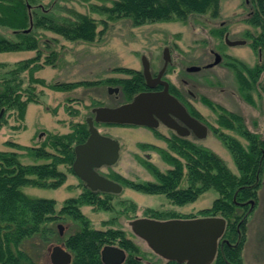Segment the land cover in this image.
Here are the masks:
<instances>
[{"label": "rangeland", "instance_id": "obj_1", "mask_svg": "<svg viewBox=\"0 0 264 264\" xmlns=\"http://www.w3.org/2000/svg\"><path fill=\"white\" fill-rule=\"evenodd\" d=\"M112 1L35 0V3H32L33 10L38 8V11L55 19L69 18L72 11L87 15L98 23L97 31L99 32L96 39L88 43L69 41L50 31L33 28L32 32L38 41L40 51L39 63L43 64L52 52L56 54L54 65L44 64L42 69L34 72L33 78L43 80L46 85L77 82L97 84L71 91H54L42 84L30 83L27 72L21 73L19 80L22 82V100L26 99L28 92L24 90L28 89L31 92L29 94H33V102L27 103L23 118L18 116L16 109L6 111L2 108L4 113L0 118L2 119L0 151L17 153L19 161L24 165L47 163L46 160L33 158L26 150L17 149L10 144H17L24 148L39 147L47 135L69 134L72 132L71 125L86 123L88 118H93L94 108L113 107L128 102L120 85L107 82L131 78V75L120 72L121 69L141 72L143 58L150 62L151 72L157 73L163 66L162 53L165 48H168L171 59V64L167 65L165 79L181 91L186 102L194 108L204 124L207 126L208 122L214 124L215 116L201 102V97L228 111L240 114L249 131L264 137V95L258 91L254 93V105H250L238 92L234 75L223 65V62L210 70L203 68L213 60L209 54L210 49H219L218 51L238 58L250 66L257 62V55L252 53L248 45L229 48L224 45L223 38H217L213 33L221 23L227 26L230 40L241 39L246 30L253 32V29L244 23L248 10L245 8L244 0H221L217 18H213L209 13L192 14L186 21L174 20L147 23L141 26H134L131 20L126 18H109L101 9L104 6L111 7ZM0 36L11 41H18L11 28L1 25ZM36 55L37 50L0 53V81L7 76H5L6 72L13 69L17 62L32 59ZM189 67H202V69L187 72L186 69ZM182 81H186L188 85L185 86ZM259 82L264 84V73ZM117 86L120 87L119 94L107 92L108 87ZM97 128L101 135L117 141L120 146L117 162L112 166L101 168L99 171L101 174L112 179L114 177L112 175L116 174L123 180L135 183L155 182L154 177L140 164L139 158L150 162L162 173L171 169L157 151L153 149L143 151L139 147V144H149L168 151L165 139L171 138L173 132L166 127L159 126L155 130H150L140 126L98 124ZM227 133L243 144L246 143L237 134ZM186 139L210 149L224 161L232 173L238 175L229 151L211 131L208 132L207 129L203 139L195 136H189ZM60 170L66 173V181L60 187L41 188L26 185L20 190L31 198L55 200V209L59 211L65 200L75 198L83 189L77 177L68 171V167L60 166ZM122 186V191L113 194L111 198L112 211H96L91 206H83L81 211L94 229H122L126 236L144 252L142 264H164L165 260L155 255L144 241L132 234L128 226L130 218L147 217L144 214L147 208L175 213L177 217L192 215L200 217L199 212L210 208L214 200L219 197L217 192L208 190L196 201L177 206L165 195L145 194L128 186ZM180 187H188L185 177ZM130 204L135 206L134 210ZM58 225L63 228L60 238H65L79 229L78 224L67 216L53 224L57 233ZM61 245L56 237L52 236L48 242L44 243L38 238L26 241L22 249L27 251L37 264H51L52 248ZM242 258L243 264H264L263 188L258 192V204L255 210L247 219L246 242L242 250Z\"/></svg>", "mask_w": 264, "mask_h": 264}, {"label": "trees", "instance_id": "obj_2", "mask_svg": "<svg viewBox=\"0 0 264 264\" xmlns=\"http://www.w3.org/2000/svg\"><path fill=\"white\" fill-rule=\"evenodd\" d=\"M33 2L35 3V0H0V25L11 28L18 39L11 41L0 36V53L37 50L36 57L17 62L13 69L6 72L5 76L8 78L6 76L0 81V110L16 109L20 118L24 116L27 103L33 102V94H29L31 92L28 89L24 90L28 94L26 99L22 100V82L19 76L23 72H27L30 83H39L54 91H71L97 84L77 82L46 85L43 80L33 78L34 72L42 69L44 64L54 65L56 59V54L52 52L43 64L39 63L40 51L32 32L33 28L50 31L69 41L88 43L93 42L99 34L98 23L87 15L72 11L69 18L55 19L38 11V8L33 10ZM220 2L221 0H113L111 7L104 6L101 10L111 19L126 18L131 20L134 26H141L147 23L186 21L192 14L209 13L216 17ZM245 22L252 26L259 25L256 16H249ZM252 47L255 49L256 44H252ZM227 66L235 72L240 95L245 101L253 104L250 91L264 67L250 68L238 61L230 62ZM119 71L131 75V78L109 80L107 83L120 85L126 101H129L145 89L144 77L137 71ZM173 90L174 87L171 91L174 92ZM201 102L219 113V127L213 128V134L229 151L238 175L232 173L224 161L210 149L173 135L165 139L168 151L149 144H139L143 151H157L162 160L171 166L170 170L162 173L150 162L139 158L140 164L154 177L155 182L135 183L123 180L116 174L112 176L117 182L135 191L165 195L177 206L196 201L208 190L217 192L219 197L214 200L212 206L199 212L200 217L220 216L226 220V228L212 264H243L242 250L248 217L247 207L242 212L239 204L257 199L254 184L259 164L254 159L259 158L261 151H264V141L259 135L249 132L239 116L228 113L204 97H201ZM191 112L200 118L194 109ZM1 121L2 119L0 125ZM71 129L69 134L47 135L36 148L10 144L17 149L26 150L33 158L46 160L47 163L44 164L24 165L19 161L17 153L0 151V264H37L32 256L22 249L23 243L34 238L44 243L52 236L72 253V264H102L100 250L112 244L130 254L126 264H139L133 256L139 254L140 250L126 239L123 231L113 228L105 231L94 229L81 211L83 206H91L96 211H112V194L92 192L83 187L78 197L65 200L60 210L56 211L55 200L31 198L20 190L26 185L41 188L60 187L66 181V173L60 170V166L68 167V171L73 173L71 166L75 157L74 146L84 143L89 132L86 123L73 124ZM223 129L235 132L245 139L248 145L244 147L236 138L224 133ZM184 177L187 179V188L180 187ZM130 205L134 210L135 206ZM144 214L159 220L196 218L194 215L177 217L175 213L148 208L144 210ZM66 216L76 222L79 229L62 239L53 224ZM166 264L182 263L169 261Z\"/></svg>", "mask_w": 264, "mask_h": 264}, {"label": "water", "instance_id": "obj_3", "mask_svg": "<svg viewBox=\"0 0 264 264\" xmlns=\"http://www.w3.org/2000/svg\"><path fill=\"white\" fill-rule=\"evenodd\" d=\"M28 30H26L27 32ZM244 42H228L230 46ZM164 66L155 79H152L149 64L143 58V76L147 87L160 84L159 92H142L133 99L118 107H98L92 110L93 118H88L89 136L82 144L74 147L75 159L72 170L91 191L103 193H119L122 187L99 175L95 169L102 166H112L119 158V143L107 136L101 135L95 123L111 125L141 126L156 128L159 123L175 131L179 136L184 128L176 120L191 129L198 139H203L207 127L189 116L186 109L174 98L168 89V83L161 81L167 65L170 62L168 49L163 52ZM219 61L216 57L214 64ZM212 64V65H214ZM208 68V65L206 66ZM199 67H189L188 72L198 71ZM117 89L108 88V93H116ZM4 109L0 110V118ZM132 233L143 240L153 253L166 261L183 264H211L215 258L217 243L225 231L226 222L221 217H200L194 219L155 220L151 218H136L128 223ZM60 234L62 226L58 225ZM68 253L61 247L51 250V264H66ZM104 264H119L124 258V252L114 246H105L101 250Z\"/></svg>", "mask_w": 264, "mask_h": 264}, {"label": "flooded vegetation", "instance_id": "obj_4", "mask_svg": "<svg viewBox=\"0 0 264 264\" xmlns=\"http://www.w3.org/2000/svg\"><path fill=\"white\" fill-rule=\"evenodd\" d=\"M244 4H245V8L246 9H248L247 10V14H246V18H245V20H247V18L249 17V16H256L257 18H258V23H259V25H254V26H252V25H250V24H248L247 22H245V20H244V23L245 24H247L248 26H250L252 29H253V32H250L249 30H246L244 33H243V37L241 38V39H239V40H230L229 39V31H228V28H227V26L224 24V23H221L220 24V26H219V28L216 30V31H214L213 33H214V36H216L217 38H223V42H224V45L225 46H227V47H229V48H237V47H242V46H245V45H248V47L251 49V51H252V53L253 54H255V55H257V62L255 63V64H253V65H248V64H246L245 62H243L242 60H240V59H238V58H235V57H231V56H229V55H226V54H224V53H222L221 51H218V50H214V49H210L209 50V54H210V56L213 58V60L211 61V62H208V70H210V69H213V68H215L216 66H219L222 62H223V65L227 68V69H229L232 73H233V75H234V78H235V72L233 71V69H231L230 67H228L227 66V64L228 63H230V62H233V61H238V62H241L242 64H244V65H246V66H248V67H255V66H262V67H264V41H262V39L264 38V28H263V24H264V0H244ZM220 8V7H219ZM219 16V11H218V14H217V16L216 17H213V18H217ZM228 42H244V43H242V44H239V45H234V46H230L229 44H228ZM252 44H256V48L254 49L253 47H252ZM219 57V61L216 63V64H214V62H215V60H216V57ZM169 57H170V55H169ZM163 58V57H162ZM148 64H149V69H150V74H151V77H152V79H155L156 77H157V75L159 74V72L162 70V68H163V66H164V61H163V66H162V68L157 72V73H152L151 72V68H150V62H148ZM171 64V59H170V62H169V64L168 65H170ZM212 64H214V65H212ZM168 67V66H167ZM167 67H166V69H167ZM204 69L206 68V66H204L203 67ZM166 69H165V71H164V73H163V75L161 76V81H166L167 83H168V89H169V93L174 97V98H176L178 101H179V103L186 109V112L189 114V116L190 117H192V118H194V119H196L197 121H199L202 125H204V126H206L207 127V129H208V132L209 131H211L212 133H213V128H218L219 126H218V117H219V113L217 112V111H215V110H212L211 108H209L208 107V110L209 111H211V113L215 116V120H214V124H212V123H210V122H208V126L206 125V124H204L203 122H202V119H201V117L200 118H198V117H196V116H194L193 114H192V109H194L188 102H186V100H185V98L183 97V95H182V93H181V91L180 90H178L174 85H172L168 80H166L165 79V72H166ZM202 69V67H200V69L199 70H201ZM187 70V69H186ZM198 70V71H199ZM142 71H143V67H142ZM142 71H141V73H142ZM264 73V69H263V71L260 73V75H259V77H258V79H257V82L255 83V85H254V87L252 88V90L250 91L251 92V95H252V100H253V94L255 93H257V91L260 93H262L263 95H264V92H263V87H264V84H261L260 82H259V79H260V77H261V75ZM245 74V73H244ZM142 75H143V73H142ZM144 77V76H143ZM236 81V80H235ZM144 82H145V79H144ZM183 82V84L185 85V86H187L188 85V83L186 82V81H182ZM236 84H237V82H236ZM145 89L144 90H142V91H140V92H138L137 94H139V93H142V92H159V91H161L162 89H163V87L160 85V84H155L154 85V87H152V88H150V87H147L146 86V82H145ZM175 88V90H173L174 92H172L171 91V89L172 88ZM237 87H238V85H237ZM109 88V87H108ZM107 88V89H108ZM112 89H117L118 91L116 92V93H112V94H115V95H117V94H119L120 93V87L119 86H117V87H111ZM238 92H239V89H238ZM137 94H135V95H137ZM189 94L193 97V95L189 92ZM134 95V96H135ZM133 96V97H134ZM133 97L130 99V101L133 99ZM130 101H128V102H130ZM209 101V100H208ZM128 102H125V103H128ZM211 102V101H210ZM254 102V101H253ZM125 103H122V104H120V105H123V104H125ZM211 103H213V102H211ZM246 103H248V104H250V105H254V103L253 104H251V103H249V102H247L246 101ZM214 105H216V106H219V107H221V108H223L222 106H220V105H217V104H215V103H213ZM120 105H117V106H113V107H109V108H114V107H118V106H120ZM225 111H227L228 113H231V114H235V115H237V116H239L241 119H242V122H243V125L246 127V129L248 130V128H247V126L245 125V122H244V119H243V117L240 115V114H238V113H235V112H231V111H228V110H226L225 108H223ZM176 122L180 125V126H182L183 128H184V131H182V133L183 134H185V136H179V135H177L176 133H175V131H173L172 129H170V128H168L167 126H165L164 124H162V123H159V125L156 127V128H153V129H150V130H155V129H157L159 126H164V127H166L168 130H171L172 132H173V134L172 135H175V136H178V137H180V138H184V139H186L187 137H189V136H195V134H194V132L191 130V129H189L188 127H186L185 126V124L184 123H182V122H180V121H178V120H176ZM100 125V124H99ZM214 125H216V126H214ZM249 131V130H248ZM223 132L224 133H226V134H228V135H230V136H232V137H234L233 135H231V134H229V133H227V132H233V131H230V130H227V129H223ZM249 132H251V131H249ZM233 133H235V132H233ZM251 133H254V134H257V133H255V132H251ZM236 134V133H235ZM257 135H259V134H257ZM238 136V135H237ZM260 136V135H259ZM196 137V136H195ZM240 137V136H239ZM168 138V137H167ZM234 138H236V137H234ZM242 138V137H241ZM260 138H261V140H263L264 141V137H261L260 136ZM237 139V138H236ZM243 139V138H242ZM244 147H246L247 145H248V143L246 142L245 144H243L239 139H237ZM245 140V139H244ZM223 145V144H222ZM224 146V145H223ZM254 161H257V163L259 164V168H258V171H257V174H256V176H255V184H254V186H256V195H257V199L256 200H254V199H250V200H248V201H245V202H241L240 204H239V209L243 212L244 210H245V208L247 207V214H246V216L248 217L254 210H255V207H256V205L258 204V192H259V190H261L262 188H263V191H264V151H261V156L259 157V158H256V159H254ZM103 167H106V166H102V167H100V168H97V169H95V171L99 174V175H101V176H103V177H105L106 179H108V180H111V181H113V182H115V183H117V184H119L121 187H123L120 183H118L117 181H115L114 179H112L111 177H109V176H105V175H103V174H101L99 171H100V169L101 168H103ZM76 176V175H75ZM77 177V176H76ZM77 180H79L80 181V183H81V185H82V188L83 187H86L85 186V184H84V182H82L78 177H77ZM246 187V186H245ZM243 188V187H242ZM122 191V190H121ZM92 192H97V193H101V194H103V192H100V191H92ZM82 193V192H81ZM80 193V194H81ZM79 194V195H80ZM112 195L113 194H118V193H111ZM78 195V196H79ZM78 196H76V197H78ZM75 197V198H76ZM70 199V198H69ZM248 219V218H247ZM129 226V225H128ZM130 227V226H129ZM246 227H247V225H246ZM225 228H226V225H225ZM57 229H58V226H57ZM110 229H112V228H110ZM119 230H121V231H123L122 229H119ZM130 230H131V228H130ZM102 231H105V230H102ZM124 232V231H123ZM132 232V231H131ZM125 233V232H124ZM58 234L60 235V236H62V234H63V229H62V232H61V234H60V231H59V229H58ZM72 235V234H71ZM125 235H126V233H125ZM245 235H246V232H245ZM70 236V235H69ZM136 237V236H135ZM66 238V237H65ZM65 238H62V239H65ZM138 238V237H137ZM126 239L127 240H129V241H131L132 243H134L133 241H132V239L131 238H129V237H127L126 236ZM139 239V238H138ZM141 240V239H140ZM143 241V240H142ZM245 242H246V239H245ZM62 245H61V247L68 253V262L66 263V264H72V262H73V255H72V253L69 251V250H67L65 247H64V245H63V243H61ZM135 244V243H134ZM146 244V243H145ZM218 244H219V241H218V243H217V249H218ZM138 248H139V250H140V253L139 254H137V255H134L133 256V258L135 259V260H137L138 261V263L139 264H142V261H143V259H144V257H145V254H144V252L141 250V248L137 245V244H135ZM147 245V244H146ZM245 245V244H244ZM106 246H114V247H117V248H119L120 250H122L123 252H124V258H123V260L119 263V264H126L127 263V259H128V257L130 256V254L126 251V250H124V249H122V248H120L118 245H116V244H112V245H106ZM105 247V246H104ZM103 247V248H104ZM148 247V246H147ZM102 248V249H103ZM101 249V250H102ZM217 249H216V252H217ZM101 250H100V261H101V263L102 264H104L103 263V261H102V258H101ZM51 254V253H50ZM156 255V254H155ZM215 256H216V254H215ZM159 257V256H158ZM159 258H161V257H159ZM163 259V258H162ZM215 259V258H214ZM243 259V258H242ZM163 260H165V259H163ZM214 261V260H213ZM167 262H169V261H166L165 260V263L164 264H166ZM213 263V262H212ZM211 263V264H212Z\"/></svg>", "mask_w": 264, "mask_h": 264}]
</instances>
